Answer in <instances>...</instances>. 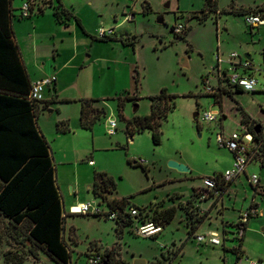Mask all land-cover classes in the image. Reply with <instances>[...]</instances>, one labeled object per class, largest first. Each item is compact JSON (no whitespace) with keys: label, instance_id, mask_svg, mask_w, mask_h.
Instances as JSON below:
<instances>
[{"label":"rangeland","instance_id":"rangeland-1","mask_svg":"<svg viewBox=\"0 0 264 264\" xmlns=\"http://www.w3.org/2000/svg\"><path fill=\"white\" fill-rule=\"evenodd\" d=\"M24 1H11L16 15ZM233 3L236 8L264 6V0H215L211 10L205 8L204 0H44L39 3L42 12L36 5L30 18L13 19V36L30 81L56 78L55 84L43 89L41 101L48 104L38 113L66 210L75 202V194L76 201L90 197L94 200L90 189L94 173L103 172L115 183L113 196L127 198L139 212L152 211L151 207L153 209L168 195L186 193L196 180L224 170L232 153L219 146L215 136L239 130L238 105L246 113L258 116L264 124L261 51L264 28L249 29L240 15L231 13ZM59 5L80 20L86 33L73 18L63 19V23L56 21L54 11ZM145 5L149 10L143 11ZM130 11L133 18L127 19L125 12L130 14ZM124 18L123 24L114 31L118 40L93 39L100 28L108 30ZM160 19L162 23L157 22ZM177 23L189 28L186 35L180 36L184 35L183 39L172 32ZM120 38L135 40V44L123 45ZM232 52L242 58L245 54L250 56L258 82L256 91L234 95L233 99L224 97L222 107L226 119L219 121L217 117L214 122H203V112L220 110L213 98L205 94L203 84L207 79L209 86H216V57L225 60ZM220 66L225 67V64ZM162 90L175 98L174 108L160 120L159 143L152 141L151 130L134 131L129 135L126 121L134 116L149 115V97L159 95ZM119 99L123 119L117 111ZM80 100H95L93 105L103 111L90 130L80 128ZM134 105L137 106L135 112ZM195 113H198L196 121ZM110 120L116 123L111 136L107 134ZM62 121L68 127L65 133L56 130V125ZM170 161L185 164L190 172L171 168ZM252 167L258 175L261 167L254 161L246 165L247 175L252 174ZM246 187L249 196L245 205H248L254 190L248 182ZM257 201L263 215L251 218L242 249L244 256L264 264V196L257 194ZM131 220L117 235L111 220L93 215H68L64 220L65 230L67 233L72 228L76 240L73 259L75 254L81 253L78 263L85 264L84 253L94 240L102 246L107 244L109 249L114 246L115 256L121 255L132 262L138 254L148 258L159 253L157 243L169 240L173 234L175 237L184 235L178 214L165 224V232L157 238L159 241L136 235L134 229L140 222L138 218ZM209 222L206 220L201 230ZM9 232L7 218L0 216V264L7 248L20 249L8 238ZM195 246L193 239L187 240L183 262L188 259L191 264H231L234 260V255L225 252L222 246L210 245L204 251L202 247L195 250ZM22 264L58 263L39 250L38 260L28 257Z\"/></svg>","mask_w":264,"mask_h":264},{"label":"trees","instance_id":"trees-1","mask_svg":"<svg viewBox=\"0 0 264 264\" xmlns=\"http://www.w3.org/2000/svg\"><path fill=\"white\" fill-rule=\"evenodd\" d=\"M12 0H0V215L7 218L11 232L9 237L19 248H7L3 252V264H22L28 257L38 260L37 250L44 251L58 264H70L72 250L69 243L64 240V220L62 215L65 209L62 205L60 193L56 185L54 166L50 156L48 142L39 134L35 121L40 108L45 107L46 101H29L31 84L25 66L23 64L19 48L14 41L12 31L13 19H23L14 13L11 5ZM205 8L211 10L215 5V0H204ZM149 10L145 5L143 11ZM41 12V9H39ZM244 10H234L231 13L242 15ZM54 16L58 23H63L74 19L76 24L84 32L80 20L60 5L55 9ZM29 16L28 18H30ZM63 19L65 21H63ZM189 28H185L184 35ZM182 33V34H183ZM181 34V35H182ZM181 35H175L179 38ZM99 41H113L115 33L103 38H93ZM123 45L135 44V40L119 39ZM135 83L138 82V73L135 71ZM243 91L238 88L225 89L218 96L207 95L213 98L214 103L220 106L222 95L232 96ZM175 97L169 96L164 90L159 95L149 97L151 102L150 114L143 117L134 116L126 121V131L132 135L134 131L142 132L151 130V138L155 144L159 143L158 127L160 120L166 117L169 110L174 108ZM95 100H80L79 125L84 130H90L103 114L102 110L93 106ZM122 100L117 102V111L121 115ZM242 118L240 122L247 124L248 117L240 110ZM198 118V117H197ZM196 121V119H195ZM250 133L254 140H260L261 133L259 124L249 123ZM259 126V133H254V127ZM56 130L62 133L68 131L67 124L60 122L56 125ZM252 160L260 161L264 166V144L260 143L255 148ZM138 164L137 162H133ZM99 179V181H97ZM91 191L95 198L107 200L115 188L113 179L103 172L94 173V180ZM221 188V187H220ZM161 203V202H160ZM160 203L151 210H144L131 216L125 212V206L130 202L127 198L111 199L107 205L112 209H117L119 214L115 219L117 223V235L121 232V227L129 224L132 218H138L140 223L153 221L156 224L168 223L174 216L175 208L169 207L158 210ZM189 203L186 204V216L196 221L201 220L193 209L189 211ZM233 228L244 230L245 223H229ZM226 231H222L221 236L225 237ZM240 243V238H233ZM89 250L100 252L98 248L92 247ZM233 250V249H232ZM236 256L241 251L235 252ZM102 263L125 264L124 261L113 259L114 249H105L101 252ZM89 253L85 252L86 257ZM108 256V259L105 257ZM153 264H162L157 261Z\"/></svg>","mask_w":264,"mask_h":264},{"label":"built area","instance_id":"built-area-1","mask_svg":"<svg viewBox=\"0 0 264 264\" xmlns=\"http://www.w3.org/2000/svg\"><path fill=\"white\" fill-rule=\"evenodd\" d=\"M38 5V0H26L18 9V16L21 18H28L32 15L34 7ZM244 24L249 29H255L260 26H264V7L263 8H250L244 10L241 15ZM128 19V18H127ZM186 28L185 24L177 23L172 27V32L174 35H181ZM114 33L113 29H99L97 32L98 38H103L105 36H110ZM217 66L215 77L217 79V84L215 87L208 85L207 79L203 84L204 92L206 95L218 96L221 94L222 90L225 89H235L246 92L254 93L257 87V80L254 77L253 67L251 62L247 59L240 57L236 52L230 53L225 60H220L216 57ZM221 64H225V67H221ZM55 82V78L41 79L36 82H32L29 94L27 96L29 101H41L42 91L46 86H50ZM214 103V101H213ZM216 104V103H214ZM221 111H208L202 113V121L206 123L214 122L217 117L221 118ZM220 121V119H219ZM250 124H239V130L233 131L229 135H224L222 132L216 134L215 140L217 144L221 147L227 148L233 155L232 164L229 168L225 169L221 173H216L208 176L201 177L200 184L193 188L191 196L199 200L205 199L210 195H218L220 193V186L228 183L229 181L235 179L239 175L245 173L246 165L250 160H252V155L258 144H264V127L261 126L260 140H254L253 135L250 133ZM116 130V123L114 120H110L107 123V134L113 135ZM92 162L89 161V164ZM247 182L251 185L253 190L259 188L258 175L252 173L250 176H246ZM264 194V190H262ZM111 198L108 196L107 200H101L96 198V200H87L82 202H77L68 207L67 212L65 211L62 215L66 217L69 214H79V215H93L109 220H115L118 218V210L112 209L107 205V202ZM197 215H200L198 208H192ZM125 212L129 213L131 216L137 215L138 211L136 207L131 204L125 206ZM258 212L255 206H250L239 215V223L243 224L248 221L249 218L257 216ZM193 220V219H192ZM161 225L156 224L153 221H148L144 223H139L135 226L134 232L136 235L141 237H151L161 231ZM240 238L243 235V229L233 228V230L226 232L225 237ZM221 235L208 231L204 233H199L194 236L197 243L209 244V245H220ZM163 246V245H161ZM257 264L255 260L249 259L242 253L236 256L234 264ZM102 254L100 252L92 251L86 257V264H101Z\"/></svg>","mask_w":264,"mask_h":264},{"label":"crops","instance_id":"crops-1","mask_svg":"<svg viewBox=\"0 0 264 264\" xmlns=\"http://www.w3.org/2000/svg\"><path fill=\"white\" fill-rule=\"evenodd\" d=\"M41 2H44V0H38L37 6L39 9H41V12H42V7L39 5V3H41ZM255 7L263 8L264 6H254V7H248V8H245V7L236 8L234 6V3H233V8L231 11L247 10V9L255 8ZM131 11H132V9H131ZM131 11H130V14H128V12H125L126 18H128V17H130L131 19L133 18V15H131ZM216 13L220 14V12H218V10H216ZM126 18H124L120 23L109 27L108 29H113V31H115V29H117L118 27H120L123 24V22H124V20H126ZM114 19H115V17H114ZM260 28L262 29V28H264V26H260L258 28H255V30H259ZM84 33H86L85 30H84ZM14 41H15V39H14ZM261 51H262V58L264 61V45L261 46ZM245 56L250 57L248 54H245ZM21 58H22V56H21ZM245 59H247V58L245 57ZM248 61L251 62V59H249ZM55 83H56V78H55L54 84ZM242 93H244V92H242ZM237 94H241V93H237ZM237 94H234V95H237ZM234 95L232 96V99L234 98ZM224 97H228V96L222 95V97H221V103H220L219 108H220V111L222 113V116L220 118V121L226 119V114H225L223 107H222V102H223ZM93 106L98 108L95 105H93ZM238 110H239V112L241 110L242 112L245 113V115L248 117V121H249L248 123L253 122L255 124H259L260 126L264 127V124L262 123V121L259 120L258 116H255L251 113L250 114L246 113V111L239 105H238ZM259 115H261V113H259ZM241 118H242V115L240 113V116L238 117L239 124H241V122H240ZM35 125H36V128H37L39 134L48 142L47 135L43 134V131H42L40 124H39V113H37ZM219 126H221V122H220ZM130 140H131V137H130ZM49 148H50V146H49ZM50 156H51L52 162H53L51 149H50ZM232 159H233V155H232V158H230L229 161L227 162V164L225 165L224 170L230 167V165L232 164ZM251 161L256 162L261 167L259 174H258L259 188L260 189L254 190V193L251 196V200H250V203L248 205H245V201L249 196V191L246 187V182H247L246 176H248L247 175V169H245V173L239 175L238 177L229 181L228 183L221 185L220 186L221 187L220 193L218 195H210L207 198L202 199V200H199V199L191 196V192H192L193 188H195L196 186H198L200 184V180L199 181L196 180L195 182H193L189 186L186 193H182V194L173 193L172 195H168L166 197V199H163L161 201V203L158 207V210L169 208V207L175 208V213H174L173 217H175L176 214H178L179 222L181 223V225L184 228V235L182 237H180V236L175 237V235L173 234L169 240L167 239V240H162V241L158 242L157 246L159 248V253H155V254L153 253L148 258L146 256H144L143 254H138V256H135L134 258H132V260H131L132 262H130L127 259L123 258V256H121V255L115 256V252H114L113 259L114 260L120 259V260L124 261L125 264H133V261L135 259H142L145 262V264H153L157 261H161L162 264H191L188 261V259H186L183 262V260L185 258V254H186L187 240L193 239L195 241V245H196L195 250L199 251L200 247H202V251H204L205 248L207 246H210V245L197 243L195 238H194V236L196 234L212 231V232H216V233L221 235L223 230L226 232L233 230V227L229 226L228 224L229 223H232V224L238 223L240 213L250 206H255L257 209L258 215L254 216V218L255 217L256 218L261 217L263 215V211H261L260 203L257 201V194L260 196H264V194L261 191V189L264 190V166L261 165L260 161H258V160H250L249 162H251ZM251 169H252L251 173H255L254 172L255 167H252ZM223 171H221V170L214 171V172L210 173L209 175L221 173ZM242 175H244L245 178ZM56 185H57V183H56ZM57 188H58V185H57ZM58 191L60 193L59 188H58ZM91 195L93 196L94 200H96L92 191H91ZM180 195H183V196L180 198ZM108 196L111 198H114V199H119V198L113 196V194H110ZM60 197H61V201H62V196L60 195ZM76 198H77V196L75 194V202L73 204H75L77 202L91 200V197L84 199V200H78V201H76ZM175 200H176V203H174ZM187 203H189L188 204L189 205V211L192 208H198L199 210H201L200 211L201 212L200 213L201 220L196 221L194 219L192 220V219L187 218L186 210L184 209V207L186 206ZM73 204H70V205H73ZM68 207H67V210H68ZM64 209H65V207H64ZM67 210L65 209L66 212H67ZM68 215H74V214L67 213L66 217ZM251 218H253V217H251ZM251 218H249L248 221L245 223V228L243 230V235L241 236L240 243L235 244L234 243L235 240H231L229 238L231 236L228 235L227 237L220 236L221 237V244L220 245H211V246H222L225 252L230 251L229 253H231V255H234V260L232 259L230 261L231 264H233V262L236 259V253L235 252L241 251V253L244 255V251L242 249V240H243V237L245 234V230L250 225ZM172 219L166 224H169L172 221ZM206 220H209L210 222L208 223V225L206 227L202 228V230H201L200 227ZM211 220H212V222H211ZM111 221H113V223H114L113 225H114L115 233L117 234V232H116L117 223L115 220H111ZM65 227H66V224L64 221V240L66 241V243H69V246H70L72 253H73L74 252L73 247L76 244V240H75V236H74V230L72 228H70V229H68V231L66 233ZM161 227H162L161 231H159L158 233H156L155 235H153L149 238H153L154 241H159V240H157V238L161 233L165 232V224H163ZM122 230H123V227H121V231ZM115 243H117V240L115 241ZM161 245H163V246H161ZM93 246L98 248L100 253L105 249H109L107 244H106V246H102L99 242L97 243L93 240L90 243L89 248L86 250L87 253L92 252V250H89V249L92 248ZM111 248L114 249V246H112ZM37 253H38V257H39V249L37 250ZM72 253H71L70 264H79L78 260H79V256L81 255V253L75 254L76 258H74V259H73ZM132 255H134V252L132 253ZM223 260L225 263V257Z\"/></svg>","mask_w":264,"mask_h":264},{"label":"water","instance_id":"water-1","mask_svg":"<svg viewBox=\"0 0 264 264\" xmlns=\"http://www.w3.org/2000/svg\"><path fill=\"white\" fill-rule=\"evenodd\" d=\"M157 22L158 23H162V19L158 20ZM245 57L247 58V60L250 59V57H248V56H245ZM136 110H137V106L134 105L133 112H135ZM197 117H198V113H195L194 114V119H197ZM253 131H254L255 134H258L259 133V126L254 127V130ZM169 166L171 168L179 171V172L186 173V172H189L190 171V169L185 164L180 163V162H177V161H170L169 162ZM105 259H108V256H106ZM103 264H106V263L103 262ZM133 264H145V262L142 259H135L133 261Z\"/></svg>","mask_w":264,"mask_h":264}]
</instances>
